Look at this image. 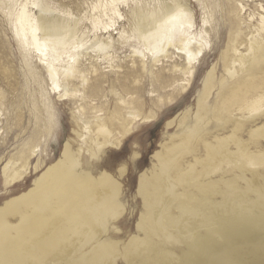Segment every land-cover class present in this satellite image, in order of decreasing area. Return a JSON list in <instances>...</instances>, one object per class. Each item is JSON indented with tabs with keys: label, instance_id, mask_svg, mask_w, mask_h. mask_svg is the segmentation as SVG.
I'll use <instances>...</instances> for the list:
<instances>
[{
	"label": "rangeland",
	"instance_id": "obj_1",
	"mask_svg": "<svg viewBox=\"0 0 264 264\" xmlns=\"http://www.w3.org/2000/svg\"><path fill=\"white\" fill-rule=\"evenodd\" d=\"M33 1L0 0V263H21L15 261L21 255L19 249L39 235L43 245L34 255L29 252L31 258L26 264H264V164H249L260 153L264 155V112L252 117L228 109L224 115L226 125L212 118L220 92L264 67L262 51L249 71L245 66L243 71L237 67L233 79L227 77L223 67L225 56L230 63L233 57L247 54L244 49L251 35L256 34L264 0H185L193 22L189 32L195 36L206 33L208 43L190 68L191 74L177 73V79L186 80H179L170 89L160 91L155 87L157 92H150L159 81L151 85L147 77L131 82L140 91L127 94V102L147 105V111L151 103L161 105L154 118L138 123L125 121L124 108L135 104L126 106L117 101L126 94L125 89L110 92L108 84L123 78L125 68L142 69L132 49H144L143 44L135 38L127 43L119 39L122 30L128 31L130 8L163 0H112L121 18L111 11V0H38L54 15L78 20L84 33L83 49L92 44L95 32L98 36L109 35L114 41V48L106 53L91 49L82 53L77 66H95L97 71L87 80L104 74L106 82L101 86L105 90L96 98L74 101L50 91L38 55L22 47L14 36L13 14L19 3L26 2L37 15L38 9L30 4ZM111 22L115 23L112 31L104 34V26ZM234 45H238L239 53L234 54ZM75 51L71 44L58 46L55 63L64 64L67 55ZM167 55L171 57H161L157 63L147 60L144 67L158 75L168 74L174 62L183 64V58L173 49ZM80 76L76 72L71 81L77 84ZM207 80L214 85L203 97ZM73 83L67 86L69 90ZM168 90L171 96L158 98ZM198 99L208 118L202 121L199 142L195 139L190 143L180 136V126L188 117L186 129L197 123ZM114 101L123 108L122 115L114 119L111 143L107 138L97 148L94 134L84 135L80 118L89 119L94 126L109 116L102 115L104 110L96 114L100 115L97 118L94 113L81 116L78 111L85 103L96 109L101 105L110 109ZM44 103L52 112L50 120ZM91 130L95 132L94 127ZM126 142L127 148L134 150L130 170L117 169L113 174L92 162L121 154ZM20 146H25V151L31 148L30 161L25 169L18 167L20 161L14 164L13 172L20 175L9 181L3 167ZM74 171H79L81 182L68 177ZM96 184L99 186L94 187ZM58 190H63L61 201L54 196ZM46 231L52 233L43 239L41 234Z\"/></svg>",
	"mask_w": 264,
	"mask_h": 264
},
{
	"label": "bare ground",
	"instance_id": "obj_2",
	"mask_svg": "<svg viewBox=\"0 0 264 264\" xmlns=\"http://www.w3.org/2000/svg\"><path fill=\"white\" fill-rule=\"evenodd\" d=\"M113 3H114V1L111 0L110 1V5L112 6L111 11L113 12V14H115L119 18H121V15L118 13L116 8L113 7ZM30 4L32 7H36L38 9V14L35 15V13H32L33 8H29L28 4L26 2L25 3H19V8L13 14V20H12L13 27H14V36L16 37L18 42L22 45V47H24L28 51H32L38 55L39 62L43 66V68L47 74L48 80L50 82V91L53 92V94H58L60 97L69 98V99H72L73 101L79 100V99L83 100L85 98H90V97H92V98L98 97V94L105 90L101 86L102 82H106L104 79V74L91 76L90 79L87 80V76L92 75L97 70H96L95 66H93V65L90 67H83V68L78 67L77 66L78 59L80 58V56L82 55V53L84 51H86V52L89 51L88 49H91L92 52L93 51H95V52L98 51L100 53L101 52H104V53L108 52L109 50L114 48L113 39H111L109 35L107 37L98 36L97 32H95L93 34L92 44L89 47L83 49V46L85 44V43H83L84 33L80 29L78 20H73V19H70L68 17L54 15L50 12V9L48 6L42 4L38 0L33 1ZM260 7H261V10L263 11V14H259L258 20H257L258 25H257L256 31H255L256 34L251 35V37L249 39V44H247L246 45L247 47H245V49H244L247 51V54L242 55L241 58H239V59H236V57H233L230 60L231 61L230 63H229V59L227 58V56H225V59L223 60V67L226 68V75L229 79H233L236 77V75L238 73L237 67H239L238 70L243 71V68L245 66V70L247 68V70L249 71L250 66H252V64L257 59H259L260 51L264 52V38H262L263 37L262 32H264V6H260ZM242 9H243V6H241V10ZM9 16H11V15L9 14ZM251 18H253V15L251 16ZM128 23H129L128 31L122 30L120 32L119 39L123 40L122 43H127V42H129L128 40H130L131 38H135V40H138V42H141L143 44L144 47H142V48H144V49H140V48H133L132 49L133 55H135L137 58H139L140 62H142V66H141L142 69H140V67H137V66H136V68H132V67L131 68H125L127 70H125V73L123 72L124 75L121 76L123 78L117 77L116 78L117 83L115 81L110 82L108 84V89L110 92H114V93L118 89H125L126 94L123 96H119L117 101H120L121 103H125L126 106L135 104V106H133V107H125L124 108L125 113L127 114V117H126L127 119H125V121H127L128 123H138L140 121H145V120L149 121L151 118H154L156 116V113H157L155 110L160 108L161 105L159 104L160 106H157L156 104L151 103V106H149L150 109L147 111L146 110V109H148V108H146L147 105H144L143 107L141 105L140 106L136 105L134 100H130L129 102H127L128 100L127 101L125 100V96H127V94H133L134 92L136 93V92L140 91V88L132 86L131 82L136 78H142V77L146 78L147 77L148 81L150 82L151 85H154L156 82L159 81L158 86L154 85L152 87L154 90L152 89V91H150V92H157L155 90V87H156V89L158 88V90H160V91L165 90V89H170L172 87V85L176 84L179 80H186V78L185 79H177L178 78L176 76L177 73H181L182 76L191 74L190 68L191 69L193 68L195 61L197 60L198 56L202 53V51L205 50L206 44L208 42H207V38H206V33H204V35L200 34L199 36H195L189 32V29L191 28L193 22H192V16L190 14L187 2L185 0H163V1L156 2L155 4H153L151 6L147 5V4H143V3L142 4L141 3L140 4H134L128 12ZM206 23H208L207 20H205V24ZM114 25H115V23L111 22V24L104 26L103 33L106 34V33L111 32L112 29H110V28L113 27ZM101 33L102 32H100L99 35H101ZM67 44H71L73 49L76 51L74 53L73 52L69 53L67 55V61L64 64H61L58 66V64L55 63L58 60V58H57V55H58L57 47L61 46V45L62 46L67 45ZM238 45H234L232 47L234 54L239 53V50L237 49ZM128 47H129V45H128ZM170 48L173 49V51L177 52V54L183 58V64H178V63L174 62L171 64V68H169L168 74L159 73L158 75H156V74L154 75L153 72L149 71L147 67H144L145 66L144 62H146L147 60H150L151 62L157 63L160 61L161 57H163V58L169 57L167 55V52ZM86 52H85V54H86ZM172 53L174 54V52H171V54ZM262 57H263V55L261 56V58ZM259 67H261V65H259ZM118 68H121V67H118ZM261 71H263V73L259 77H255V74L259 73ZM76 72L80 75L82 74V76H80L81 79L78 80L77 84L73 83V81H71V77H73V75ZM171 74H174V76H172ZM130 76H132V78H130ZM209 77H211V76H209ZM60 79H63L62 80L63 82L60 81ZM85 81H87L86 87L84 86ZM89 81H91V82H89ZM66 82H67L66 85L62 84V83H66ZM71 82L73 83L72 84V90H69L67 88V86ZM213 85H214L213 82L207 80V82L204 86L203 97H205L206 95L209 94V91ZM228 87L229 88L224 89L223 92H220V94H219L220 95V101H219L218 105L216 106L214 113L212 114L213 119H215L216 121L222 122V125H226L227 122H226V118H224V115L227 114V111H229L231 108H233L234 110L238 109L242 112L247 113L248 115H250L252 117L255 115L257 116L258 114L264 112V67L259 68L255 72L251 71L249 78H243L241 80H236V81L232 82L231 85H229ZM174 89H176V88L174 87ZM49 92H48V94H49ZM164 93L162 92V94H160V96H158V98L171 96V93H169V90L167 92L164 91ZM198 102H199L197 105L198 106V108H197L198 118L195 121L197 123L189 126L188 129H186L188 121H189V117H188V121L183 122L180 126V131H181L180 136L187 138L188 141H190V143L192 140H195V139L198 140L202 136L203 127H204L202 121H203V119L206 120L208 118V116H206V113H205L206 109H205L204 104L202 103L201 99H198ZM45 107H46V113H47L48 118L50 120L53 118L52 112L50 110L49 105L45 104ZM136 107H137V109H136ZM201 107H203V108L201 109ZM94 109H95V112L93 111ZM103 110H104V113L102 115H107L109 117L106 118L105 121H102V122H100L94 126L89 119H85V117L80 118V120L82 121V125H83L84 135H87V134L90 135L91 133L94 134L93 143H94V146H96L97 148H99L103 144H105L107 142V138H109L108 142L111 143L110 139H111V135H112V127L115 126L114 125V121H115L114 119L115 118L120 119V117L122 115L123 108L120 105H118V103L116 101H114V104L110 109H107L106 107H104L102 105L100 106V109H96L95 107L89 106L88 104L85 103L83 106H81V110L78 111L82 116V115H85L86 113H90V114L94 113L96 115L98 112L100 113ZM139 112H141V113H139ZM189 113L191 115V112H189ZM189 113H187V114H189ZM185 116H187V115H185ZM97 117H100V115L94 116V118H97ZM123 117L125 118L124 115H123ZM180 118H183V116ZM177 120H178V118H177ZM180 121H181V119H180ZM180 121H178L179 124H180ZM92 127L95 128V132H94V130H91ZM176 128H177V126H176ZM240 132H241V130H240ZM198 142H199V140H198ZM28 145L29 144H27V146ZM31 145H32V143H31ZM242 145H244V143ZM251 145H252V143H251ZM255 146H257V145H255ZM196 147H197V145H196ZM171 148H172V146H171ZM31 151H32L31 148L28 151H25V146H20L16 151H14L12 154H10V158L8 159V161L6 162V164L3 167V173L5 174V177L9 179V181L14 180L15 178H17L20 175V173L17 172L16 170H15V172H13L11 167L14 164H16L18 161H20V163L18 164V167L25 169V167L28 165V163L30 161ZM69 155H70V148L67 146L66 151H65V159L66 160H68ZM238 155H240V154H237V156ZM248 155H249V153H248ZM260 155H261V153L259 154V157L252 159L249 162V164L252 166L264 164V155H261V156ZM241 156H243V155H241ZM249 156H251V155H249ZM248 157H245V158L248 159ZM69 161H71V159ZM238 163H239V161H238ZM197 164H198V162H197ZM75 167H78V166L75 165ZM14 169H15V167H14ZM196 170H199V169L197 168ZM260 172H261V170H260ZM80 176L81 175H80L79 171H74V172H69L68 177H70L71 179L73 178L72 180H75V182H81ZM105 177H107V176H105ZM70 178H69V180H70ZM102 183L105 184V182H102ZM155 183H157V182L155 181ZM185 183H187V182H185ZM97 185L98 184L94 185V187L95 186L97 187ZM178 187H180V186H178ZM239 189H241V188H239ZM181 190H182V188H181ZM189 190H191V188ZM56 192L54 193L55 199L57 201H61L62 197H63V195H62L63 190H58ZM174 192H175V190H174ZM151 193H153V192H151ZM173 195H174V193H173ZM186 195H188V194H186ZM49 199H50V197H49ZM78 199H80V198H78ZM190 199H191V197H190ZM159 202H160V200H159ZM62 204H66V202L65 203L62 202ZM80 206H82V205H80ZM57 212H58V210H57ZM72 214H73V212H72ZM184 214H186V213H184ZM70 217H72V216L70 215ZM31 221H32V219L30 220V222ZM95 223H96V221H95ZM26 227H27V225H26ZM34 230H35V228H34ZM82 231H83V229H82ZM51 233L52 232H49V231L48 232L47 231L42 232L41 237H44L43 239H48V238H50L49 235ZM65 233H67V232H65ZM77 235H79V234H77ZM81 237L84 238L83 236H81ZM81 237H80V239H81ZM41 245H43V242H41L39 240V235L37 236L35 241H33L32 243L23 244V246L19 249L21 255L19 256V258H17V260H15V261L19 260L21 263L15 262V264H23L24 263L23 261H25V264L28 263L30 261V258H31V255H30L31 252L34 255L38 251L37 249H39V246H41ZM49 245H47V246L49 247ZM50 249H53V248L50 247ZM29 252H30V254H29ZM53 254H55V253H53ZM57 259H59V258H57ZM60 260H63V259H60ZM105 260H106V258H105ZM0 264H3V263L1 262Z\"/></svg>",
	"mask_w": 264,
	"mask_h": 264
},
{
	"label": "snow or ice",
	"instance_id": "obj_3",
	"mask_svg": "<svg viewBox=\"0 0 264 264\" xmlns=\"http://www.w3.org/2000/svg\"><path fill=\"white\" fill-rule=\"evenodd\" d=\"M133 151L134 150L127 148L126 142V147L122 150L121 154L112 159L99 157L92 162L98 164L99 167L107 168L109 171L113 172V174H115L117 169L120 171L130 170V161L134 159V156L131 155Z\"/></svg>",
	"mask_w": 264,
	"mask_h": 264
}]
</instances>
